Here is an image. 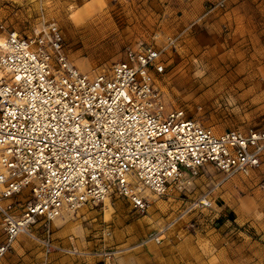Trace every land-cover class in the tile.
<instances>
[{"label":"rangeland","instance_id":"1","mask_svg":"<svg viewBox=\"0 0 264 264\" xmlns=\"http://www.w3.org/2000/svg\"><path fill=\"white\" fill-rule=\"evenodd\" d=\"M52 23L80 72L110 68L126 47L164 49L166 71L155 85L166 108L217 133L264 130V0H0L7 30L33 37ZM193 183L160 198L146 191L144 214L111 195L52 223L55 241L89 252L100 240L118 252L112 260L44 255L21 235L0 264H264V155L251 178L223 181L207 166ZM207 192L212 208L193 210ZM105 227L111 236L102 241Z\"/></svg>","mask_w":264,"mask_h":264},{"label":"built area","instance_id":"2","mask_svg":"<svg viewBox=\"0 0 264 264\" xmlns=\"http://www.w3.org/2000/svg\"><path fill=\"white\" fill-rule=\"evenodd\" d=\"M0 31V259L27 235L44 255L112 260L105 244L82 252L55 241L52 223L111 195L144 214L150 195L187 190L207 166L223 181L260 169L264 130L217 133L166 108L155 85L164 49L126 47L122 61L87 75L67 59L56 24L33 37ZM210 194L192 209H211Z\"/></svg>","mask_w":264,"mask_h":264},{"label":"crops","instance_id":"3","mask_svg":"<svg viewBox=\"0 0 264 264\" xmlns=\"http://www.w3.org/2000/svg\"><path fill=\"white\" fill-rule=\"evenodd\" d=\"M88 8H92L93 9V6H90V7H87L86 9H88ZM85 9V10H86ZM106 228V227H105ZM108 228V227H107ZM102 229H104V228H100L99 229V233H98V237H99V239L101 238V230ZM62 241H60V243H61ZM98 242V243H97ZM99 242H100V240L99 241H96V245H93V247H91V249L90 250H92V249H96V248H98L99 247ZM61 244H64L63 242L61 243ZM68 244H72V243H68ZM90 244V243H89ZM73 245V244H72Z\"/></svg>","mask_w":264,"mask_h":264},{"label":"bare ground","instance_id":"4","mask_svg":"<svg viewBox=\"0 0 264 264\" xmlns=\"http://www.w3.org/2000/svg\"><path fill=\"white\" fill-rule=\"evenodd\" d=\"M106 200V199H105ZM105 202V201H104Z\"/></svg>","mask_w":264,"mask_h":264}]
</instances>
